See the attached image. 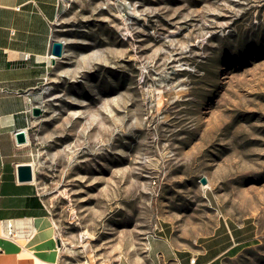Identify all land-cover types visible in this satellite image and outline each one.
<instances>
[{
  "label": "rangeland",
  "instance_id": "1",
  "mask_svg": "<svg viewBox=\"0 0 264 264\" xmlns=\"http://www.w3.org/2000/svg\"><path fill=\"white\" fill-rule=\"evenodd\" d=\"M61 2L29 129L56 233L36 255L118 264L160 223L192 244L225 219L264 264V0Z\"/></svg>",
  "mask_w": 264,
  "mask_h": 264
},
{
  "label": "crops",
  "instance_id": "2",
  "mask_svg": "<svg viewBox=\"0 0 264 264\" xmlns=\"http://www.w3.org/2000/svg\"><path fill=\"white\" fill-rule=\"evenodd\" d=\"M61 7V0H0V226L51 215L37 180L19 182L17 166L31 162L29 129L37 106L35 90L51 67V45L58 40L53 25ZM18 130L27 131V143H17ZM257 240L254 224L222 219L207 235L182 244L172 225L163 222L147 236L143 255H125L118 264H240L239 256ZM1 246L7 249L5 255ZM1 246L0 264H7L11 248ZM37 261L22 259L17 264Z\"/></svg>",
  "mask_w": 264,
  "mask_h": 264
},
{
  "label": "bare ground",
  "instance_id": "3",
  "mask_svg": "<svg viewBox=\"0 0 264 264\" xmlns=\"http://www.w3.org/2000/svg\"><path fill=\"white\" fill-rule=\"evenodd\" d=\"M54 227L55 224L51 218L34 221L24 219L2 223L0 226V246L5 244L11 248L5 262L17 264L22 259L31 260L34 256L38 260L36 264L38 262L54 264V262H47L36 256V252L32 248L34 243H40L49 236L55 238Z\"/></svg>",
  "mask_w": 264,
  "mask_h": 264
},
{
  "label": "water",
  "instance_id": "4",
  "mask_svg": "<svg viewBox=\"0 0 264 264\" xmlns=\"http://www.w3.org/2000/svg\"><path fill=\"white\" fill-rule=\"evenodd\" d=\"M51 64L56 63V59L62 57L63 55V42L55 40L51 45ZM32 114L37 117L41 114V108L39 106H34L32 109ZM15 139L17 143H27L28 136L26 130H18L15 132ZM17 180L19 182H31L34 180V168L31 163L20 164L17 166ZM201 183L205 184V178H201Z\"/></svg>",
  "mask_w": 264,
  "mask_h": 264
},
{
  "label": "built area",
  "instance_id": "5",
  "mask_svg": "<svg viewBox=\"0 0 264 264\" xmlns=\"http://www.w3.org/2000/svg\"><path fill=\"white\" fill-rule=\"evenodd\" d=\"M25 57H28V55H27V54H25ZM191 261L194 263V259H192Z\"/></svg>",
  "mask_w": 264,
  "mask_h": 264
}]
</instances>
